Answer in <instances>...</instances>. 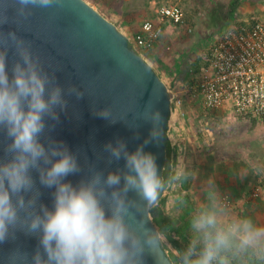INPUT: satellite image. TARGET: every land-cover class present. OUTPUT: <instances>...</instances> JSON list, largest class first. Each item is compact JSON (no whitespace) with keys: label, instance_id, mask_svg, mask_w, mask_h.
<instances>
[{"label":"clouds","instance_id":"9594fccd","mask_svg":"<svg viewBox=\"0 0 264 264\" xmlns=\"http://www.w3.org/2000/svg\"><path fill=\"white\" fill-rule=\"evenodd\" d=\"M15 15L27 20L34 9L61 8L63 0H13ZM8 23L0 15V25ZM17 59L8 70V51ZM65 94L82 98L75 85L61 87L55 73L43 67L31 44L16 31H0V131L9 140L0 158V242L16 229L38 237L31 259L17 251L15 264H144L146 251L164 255L159 234L147 227V211L156 206L171 180L158 168L156 157L139 145L129 152L122 140L105 144L107 163L123 159L125 165L107 174L89 165L88 175L73 184L69 175L82 172L77 155L62 141L45 134V118L59 121L57 108L66 109ZM109 119L108 108L97 113ZM151 122L153 140L159 139L161 114L147 103L134 120ZM111 123L117 120L109 119ZM54 127V125H53ZM129 127H133L130 126ZM39 183L53 189L52 206L39 203ZM186 176L181 169L172 180ZM134 193L135 198H130ZM207 203L189 220L192 233L187 247L177 250L175 264H264V225L250 217H230L209 189ZM177 201L183 204L181 197ZM167 264L169 259L164 255Z\"/></svg>","mask_w":264,"mask_h":264},{"label":"water","instance_id":"95a60500","mask_svg":"<svg viewBox=\"0 0 264 264\" xmlns=\"http://www.w3.org/2000/svg\"><path fill=\"white\" fill-rule=\"evenodd\" d=\"M14 9L13 0H0V15L8 17V23L0 25V31H16L30 42L32 52L39 57L45 70L55 73L61 87L75 85L84 93L80 99L65 94L66 109H56L58 122L45 118V134L40 137L46 147L51 138L64 142L77 155L82 172L69 175L66 180L77 183L82 176L88 175L90 164L105 174L123 168V159L108 164V154L104 151L105 144H115L117 140L124 141L129 152L148 140L144 151L154 154L162 173L172 94L151 66L133 50L128 39L84 0H63L61 8L34 9L27 20L18 18ZM15 59L14 49H9V75ZM147 103L153 104L162 117L157 129L158 140L152 139L151 122L134 120ZM106 108L110 110L109 119L117 120L116 123L97 114ZM7 143L5 133L0 131V158L5 157ZM32 176L40 190L38 202L51 208L53 189L40 185L37 172L33 171ZM129 196L135 198L134 193ZM147 219V227L158 233L148 211ZM38 245L37 236L16 229L0 242V264H10V257L17 251L31 259ZM161 247L173 264L162 244ZM164 255L159 253L160 264H167ZM143 262L157 264L155 255L148 251ZM15 264H23V261L17 259Z\"/></svg>","mask_w":264,"mask_h":264},{"label":"rangeland","instance_id":"374dc122","mask_svg":"<svg viewBox=\"0 0 264 264\" xmlns=\"http://www.w3.org/2000/svg\"><path fill=\"white\" fill-rule=\"evenodd\" d=\"M84 1L128 39L133 50L151 66L172 96L180 99L177 107L170 104L165 136L173 150V171L175 175L181 169L186 173L187 189L182 191L178 180L168 184L162 192V197L166 198L163 216L172 220L170 223L175 228L181 207L177 197L183 199L186 194L189 202H184L183 206L191 207L193 213L207 203L206 195L212 189L228 216L250 217L258 225H264V182H261V174H264V123L242 121L231 112L226 118L229 112L227 105L215 111L206 109L198 90L201 82L211 78L206 60L212 42L230 26V21L242 23L258 19L264 23V0ZM171 4L181 8V25L159 21L157 8ZM145 21L153 23L159 34L151 46L141 48L134 44L133 39ZM198 60L199 67L195 71L194 62ZM181 123L183 130L188 128L187 131H181ZM204 132L206 136L202 135ZM185 133L191 135L189 139ZM186 145L193 152L183 149ZM191 158L197 161L202 158L201 163L208 166L204 182L200 184L198 180L194 191H189L194 170L192 165L196 164L191 162ZM240 167L256 171V175H252L244 185V194L233 197L227 189L233 184V170ZM217 171H221L218 176ZM253 192H257L255 197L251 196ZM230 200L234 209L223 204ZM159 237L168 253L175 257L176 251L167 239L162 235ZM179 242L183 244L181 240Z\"/></svg>","mask_w":264,"mask_h":264},{"label":"built area","instance_id":"2783aa9c","mask_svg":"<svg viewBox=\"0 0 264 264\" xmlns=\"http://www.w3.org/2000/svg\"><path fill=\"white\" fill-rule=\"evenodd\" d=\"M156 13L160 22L174 25L183 23L177 4L161 6ZM159 30L145 21L134 35V44L141 48L151 46ZM211 78L198 85L206 109L215 111L227 105L233 116L242 121H260L264 117V23L251 19L242 23L233 21L212 42L207 58ZM177 107L180 99L170 101ZM170 103V104H171ZM264 182V174L261 176ZM257 192L252 193L255 197ZM228 201L223 204L228 206Z\"/></svg>","mask_w":264,"mask_h":264},{"label":"trees","instance_id":"16d2710c","mask_svg":"<svg viewBox=\"0 0 264 264\" xmlns=\"http://www.w3.org/2000/svg\"><path fill=\"white\" fill-rule=\"evenodd\" d=\"M237 23H241V22H237ZM199 62L200 60L194 62L195 71L199 67ZM262 122L264 123V117L262 119ZM172 151L173 150L170 149L169 142L165 136V161L162 169V175L165 177L166 180H171L169 184L173 183L174 181L171 178L176 176L172 168L173 165L175 164V159L174 157H172ZM178 183L181 186V190L186 191L187 189L186 178L184 177L182 179H179ZM183 199L185 203L189 202V198L186 194H184ZM165 203H166V198L162 197L161 194L158 204L148 209V212L152 223L157 228L159 236L160 235L164 236L169 242V244L173 247V249L177 252V250H182L183 248L187 247L191 239L192 233L189 228V220L192 214V209L191 207H187L186 208L187 213H185V215H182L180 217L181 225L178 228H173L171 223L165 220V217L163 216V207ZM180 205L183 206V204ZM172 233H175L176 237L172 236ZM179 240H181L183 244H180ZM161 244L163 246V249L168 253L167 247L163 243ZM168 255L172 263L175 264V259H174L175 257L172 255V253H168Z\"/></svg>","mask_w":264,"mask_h":264},{"label":"crops","instance_id":"0c3cea01","mask_svg":"<svg viewBox=\"0 0 264 264\" xmlns=\"http://www.w3.org/2000/svg\"><path fill=\"white\" fill-rule=\"evenodd\" d=\"M261 21V20H260ZM233 21H230L229 25L232 23ZM227 117H230V111L227 112ZM183 123H181V131H187L188 128H186V130H183L184 127L182 126ZM206 131V133H208L209 131L207 130H204ZM186 135V138H190L189 135H187L186 133L184 134ZM202 135L206 136L207 134L202 133ZM189 146H183V149L187 150V152L189 151H192L188 148ZM193 152V151H192ZM200 152V151H199ZM200 155H203V154H200ZM196 155H194L193 157H195ZM192 157V158H193ZM191 158V162L194 161V163L196 162L195 165H192L194 166V170H193V174H192V177L190 179V183H189V191H194L195 190V187H198L197 184L198 183V180L200 181V184L204 182L205 180V177L207 176V173H208V166H206L205 164L201 163L203 162V159H199L198 161L196 159L192 160ZM206 163V162H205ZM207 163L209 164V162L207 161ZM188 164H190L188 162ZM263 172V171H262ZM221 174V171H217V176ZM252 175H256V171H253L251 172L249 169L245 170L243 169L242 167L240 168H237V170H233V174H232V183L233 184H230L228 185V191L230 192V196H239V195H242L245 193V187L244 185L247 184L250 180H251V176ZM262 176V174H261ZM260 181V180H259ZM235 182V183H234ZM196 201H199V199H196ZM243 202V201H242ZM228 205L230 206L231 209H234V205H233V202L230 200Z\"/></svg>","mask_w":264,"mask_h":264},{"label":"flooded vegetation","instance_id":"af4514ba","mask_svg":"<svg viewBox=\"0 0 264 264\" xmlns=\"http://www.w3.org/2000/svg\"><path fill=\"white\" fill-rule=\"evenodd\" d=\"M183 205H184V204H183ZM178 210L180 211V217H181L182 215H185V213L187 212V210H186V208H185L184 206H183V207L181 206ZM180 217H179V221L176 222L178 225H176L175 228H178V227L181 225ZM165 220H167L169 223L172 222V220H170V219L167 218V217H165Z\"/></svg>","mask_w":264,"mask_h":264}]
</instances>
